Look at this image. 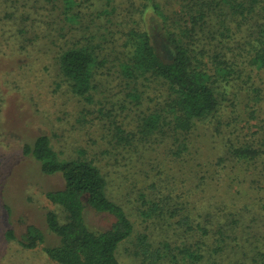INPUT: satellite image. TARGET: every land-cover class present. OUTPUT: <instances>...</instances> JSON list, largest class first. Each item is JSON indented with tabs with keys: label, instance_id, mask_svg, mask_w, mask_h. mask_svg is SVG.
<instances>
[{
	"label": "trees",
	"instance_id": "obj_1",
	"mask_svg": "<svg viewBox=\"0 0 264 264\" xmlns=\"http://www.w3.org/2000/svg\"><path fill=\"white\" fill-rule=\"evenodd\" d=\"M124 1H1L10 52L52 66L55 90L82 103L98 132L94 158L85 149L59 158L45 134L23 146L64 182L46 192L66 215L46 214L59 241L45 254L56 264H123L116 251L130 239V256L145 264H211L219 254L264 264V0H127L122 10ZM113 176L131 185L128 195L113 194ZM85 210L108 228L86 224ZM187 238L194 243L181 245ZM43 243L32 226L19 241Z\"/></svg>",
	"mask_w": 264,
	"mask_h": 264
},
{
	"label": "rangeland",
	"instance_id": "obj_2",
	"mask_svg": "<svg viewBox=\"0 0 264 264\" xmlns=\"http://www.w3.org/2000/svg\"><path fill=\"white\" fill-rule=\"evenodd\" d=\"M1 1L0 96L3 98L0 99V264H56L44 252V247L56 246L59 241V238L49 232L45 217L47 213L52 212L61 223L64 222L66 214L60 206L50 203L46 198V192L63 189L64 182L59 174L52 176L42 174L40 165L23 155V146L45 134L50 138L59 158L69 160L79 157L80 149H85L90 157L94 158L96 146H93L89 139L98 140V132L96 128L90 126L93 117L79 113L82 103L64 95L61 90L60 92L55 90L52 66L47 71L44 69L45 65L36 62L35 56L28 57L10 52L14 26L11 28L10 23L1 20L6 11L4 6L1 8ZM125 4H128L127 0L124 1L122 10L125 9ZM28 61L30 63L25 65ZM79 119L82 122L79 123ZM82 123L83 125H80ZM136 166L139 164L136 163ZM170 168L166 166L165 169ZM163 173L171 177L177 172L163 170ZM112 178L113 190L111 187L110 190L113 194L118 193L120 196L127 194L131 185L117 176ZM133 178L139 179L140 176L134 174ZM130 215L136 230H141L136 210L134 209ZM84 219L92 228L106 229L109 226L107 217L90 210L84 211ZM29 226L37 228L45 238V243L33 250L24 249L19 244ZM8 231L13 233L14 239L6 238ZM172 233L169 237L170 243L177 245L180 241L176 240V236L172 237ZM160 237L161 234L157 231L153 236L150 235L153 241ZM129 240L118 246L117 258L123 264H145L130 256V253L136 250ZM185 241L181 245L190 246L194 243L191 238ZM149 251L155 252V247H150ZM216 259L210 263H231L226 256L222 257L220 254ZM202 264H209V261Z\"/></svg>",
	"mask_w": 264,
	"mask_h": 264
}]
</instances>
